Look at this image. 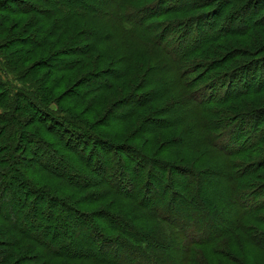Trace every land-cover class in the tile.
<instances>
[{"label":"rangeland","instance_id":"obj_1","mask_svg":"<svg viewBox=\"0 0 264 264\" xmlns=\"http://www.w3.org/2000/svg\"><path fill=\"white\" fill-rule=\"evenodd\" d=\"M26 1L42 4V0H0V9L3 10L2 8L5 7L8 10L9 7L12 11H21L22 6L24 9L26 7L18 3ZM118 1L122 2V0ZM118 1L84 0L83 5L79 3L80 0H52L50 5L46 4L48 7L46 9H49L50 13L54 6L70 7L75 14L81 15L80 19L84 23V31L65 42V45H69L66 52L72 53L62 59L65 61L82 59V66L57 91L58 95L62 94L71 89L69 87L71 84H75L70 95L77 96L75 93L80 91L78 97L84 96L78 105L77 99H70L65 104L61 102L64 111L62 114L69 113L72 121L74 118L79 119L75 122L82 127L60 121V125L64 126L61 131L56 125L55 128L54 124L50 126L46 122V127L52 130L51 134L47 133L45 136L59 146L58 154L62 155L60 157L53 151L45 149L46 147L40 144V140L31 142L24 138L16 145L17 138H12L9 150H14L15 153L12 156L8 154L5 160L0 159V171L5 166H12L27 174L29 185L21 186L24 189L32 187L33 190H37L36 201L45 195L52 200L50 206L55 199L64 202V205L70 203L80 206L84 211V223L79 222L72 215L71 224L67 222L69 218L67 215H63L59 222L48 220L44 217L49 215L47 211L42 217H37V213L43 211V208L35 204L25 215L10 212L9 210H17L21 206L20 203L11 204L14 193H17L15 196L18 197L23 195L16 192L19 183L12 184V179L7 183L10 191L13 190L10 197L5 201L0 198L2 216H7L8 213L11 217L7 220L0 215V229L8 230L5 232L4 240L16 238L13 242L16 244L13 246L14 248L21 246V249L15 255L19 259L22 258L23 264H49V262H52L51 264H115L101 258L107 255L100 253V247L103 243L111 244L113 248L118 247L119 251L114 250L113 255L109 256L113 257L118 253L114 257L123 258V255H128L120 245L122 241H126L125 239L143 245L146 252L142 255H155L160 260V264H264V202L261 203L264 201V191L251 183L246 188L247 194L244 197L246 204L241 202L244 206L241 212L238 204L236 206L231 202L233 194H224L220 189L207 185L204 178L214 170L224 172L228 168H236L239 172L242 170V173L246 170L254 171L250 167L251 162H258L257 159L264 156V144L260 148L256 144L254 153L250 150L251 140L260 138L264 133L261 129L260 133H256L259 136L253 134L254 123L264 122V0H202L201 3L204 5L197 7V12L203 14L205 19L220 17L224 21L221 22L222 26L226 24L230 31L236 33L230 34L231 36L224 38L223 41H215V38L207 35L201 44L184 58L201 50L203 51L198 58L203 59L212 58L215 52L226 54L224 66L215 67L218 75L229 68L224 75L229 76L227 72L235 69L237 72V74L234 72L235 75H241L242 79L246 77V82L243 83L241 79L237 84L239 87L232 89L231 93L234 97L227 92V85L224 87L220 81L213 82L209 77L201 76V71L196 75L182 77L183 83L188 88L181 82L177 60L175 58L176 62L173 61L172 53L175 52L177 56L176 53L186 51L193 44V33L199 25V20H185L186 23L183 24L179 18L182 15L178 12L182 7L187 10L191 5L190 1L186 3L180 0H124L125 6L121 7L126 12H133L130 9L144 3V6L154 7V10H158L163 16L151 18L150 13L138 11L127 14V17H119L117 20L114 11L118 15L120 7ZM191 2L197 5V0ZM218 11L223 12L218 15ZM53 16L51 14L50 18L48 16L47 18L50 20ZM125 19L134 20L136 25L131 27L128 23H123ZM72 23L73 21H65L63 24L65 27H71ZM150 23H153L154 29L146 30ZM206 33L208 34V31ZM202 34L204 35L205 32ZM211 34L213 35V32ZM186 41H189V44ZM50 42L49 47L36 51L38 54L36 58L47 55L52 50L54 39ZM222 53L221 56H216L217 59L224 57ZM13 67L14 65L10 63L5 67L0 65L1 81L7 86L12 80L18 88L22 85H30L34 78L42 76L47 69L42 68L32 80L25 76V78L17 77L16 83L11 73ZM79 86L82 87L78 88ZM186 89H189L188 92L192 96L189 98L190 101L186 97ZM67 97L70 98L69 95ZM48 98L53 99L51 95H48ZM50 107L56 109L54 103H51ZM183 111L189 115L187 120L177 125L170 123L182 117ZM249 111H252L251 116L246 114ZM33 115L35 114L30 111V117ZM17 116L23 120L26 113L18 112ZM55 117L61 119L62 116L55 115ZM206 120L213 124V129L220 131L223 142L227 143L228 147H233L230 153L234 158L230 159L222 154L223 143H217L214 141L215 138L209 140L203 128ZM14 126L15 124L12 129ZM36 128L45 129L39 122L28 127L30 130ZM242 128L246 130L242 131ZM63 129L66 131L64 135L56 133L63 134ZM1 132L3 130H0ZM56 134L58 136H54ZM101 138L105 142L102 143ZM65 145L71 149H67ZM125 145L152 157V166L149 169L157 175L151 180L154 186H157L160 170L154 168L153 164L158 162H168L173 168L184 166L187 169L186 166H196L198 170L200 169L199 178L204 179L205 183L202 182L199 192L193 191L196 194L195 199L200 202L199 208L193 207V210L188 209L183 211L184 215H180L179 212L182 211L180 209L190 203H183L174 210L170 208V211H167L166 207L164 211L167 220L160 221L153 210L150 211L134 199L136 192L112 193V186L119 181L117 176L124 171L131 177L132 184L134 183V173L128 170L130 165H133L132 156L128 152L127 154L121 152ZM18 146L20 147L17 148ZM75 151L81 153L83 159ZM4 153L0 152V157ZM118 156L120 159L117 158ZM230 161H233L232 164ZM68 165L75 166L78 171L68 169ZM250 178H246L244 182H251ZM182 179L175 177V182L170 186L174 193H177L176 200L180 195L177 186ZM4 180L6 182L8 176L0 177V181ZM142 180L145 184V175L136 174V183L140 184ZM210 182L215 185L214 180ZM252 182H264V170L260 174L257 173ZM255 190L257 192H254ZM140 191L142 192V189ZM162 193V189H159L151 202L155 203ZM82 194H84V206L78 204ZM139 197L141 198V194ZM21 198L23 201V197ZM152 203L149 202L150 205ZM110 211L127 218V222L132 223L138 230L139 237H120L114 230L116 228L114 223L121 221L107 220ZM238 212L241 215L248 214L242 228L233 234L218 237L214 242L210 241L213 232L226 227L228 221ZM177 219L180 222L185 219V223L183 222L185 230L195 237H186V234L179 229L180 222ZM40 220L57 225L60 229V237L56 238L64 243V246H61L63 249L60 250H71L80 254L79 257L66 260L63 259L64 257L59 258L62 256L61 253L56 256L51 252L53 251L51 248L56 250L60 246L56 243L58 239L56 242L52 239L54 226H48L50 230L47 240L35 237L37 228L35 230L34 223ZM62 221H66V224L60 228L59 223ZM77 227L84 228L83 237L71 235L77 232ZM95 227L108 231L109 237H94ZM41 228L42 224L38 229ZM62 230L66 231L67 236H61ZM53 244L57 248H54ZM162 246L164 249H161ZM7 247L10 246L0 242V257L3 256L1 253L3 250L7 251ZM183 256L185 259L189 257L191 262L186 263L184 259L181 263ZM137 260L138 264H145L144 262L159 264L153 260L143 261L140 256L134 259L135 262Z\"/></svg>","mask_w":264,"mask_h":264},{"label":"trees","instance_id":"obj_2","mask_svg":"<svg viewBox=\"0 0 264 264\" xmlns=\"http://www.w3.org/2000/svg\"><path fill=\"white\" fill-rule=\"evenodd\" d=\"M180 1H185L186 3L190 1L189 4H191L187 10L182 7L180 11H178L179 14L182 15V17H179L181 19V22L185 24L186 23L185 20H192V19L199 20V25L196 28L195 33H193L194 34L193 44L190 45L186 51H182L178 54L176 53L178 57L175 56V52L172 53L173 61L176 62L174 60L175 58L177 60L176 64L178 66V72L181 75L182 84L188 88V86L183 83L182 77L185 78L189 75H196L197 72L201 71L200 73L201 76L209 77L213 82L220 81V84L224 87L227 85V92L230 95H232V97H234L233 94L231 93L232 89L239 87V85L237 84L241 82L242 76L235 75V73L237 74L235 69H230L227 72L229 76L224 75L229 68L223 71L224 72L223 74L218 75V71L215 68L216 66L220 68L224 66L223 61L225 58H227L226 54L224 55L222 52H218V53L215 52L212 58L203 59L201 57L198 58V56H200V53L203 51L201 50V51H197L195 54L189 56L186 59L184 57L190 52H192L193 49L197 48L198 45L201 44L202 40H204L207 35H211L213 38H215V41L216 40L223 41L224 38L231 36L230 34L234 35L236 32L230 31L231 29L226 24L222 26L221 22L222 23L224 22L222 21V18L219 17L217 19L216 17H211L209 19H205L203 14L198 13L197 7L199 5L200 6L204 5L203 3H201L202 0H197V5H193L191 0H180ZM208 1H216V0H208ZM51 2L52 0H42L41 2L42 4L39 3L34 4L31 1L19 2L18 4L24 5L26 9H24L22 6L20 8L21 11H17V12L15 10L12 11V9H10L9 7L8 10H6L5 7L2 8L3 10L0 9V12H3L0 13V54H1L0 65H2L3 67L7 66V64L9 63L14 65V67L11 70V73L12 76H14V80L16 81V83L18 82L17 77L19 78L26 77L32 80V78L36 76L42 68L43 69L47 68L42 76H38L34 78L33 82H31L30 85L27 86L22 85L21 88H18L17 84H14L12 80H10V83L7 86L3 85L1 81L2 76L0 74V108H2V111H0V130H3V132L0 133V152L7 153V154L4 153L3 156L0 157V159L2 160H5V157L8 154L12 156V154L15 153L14 150L13 151L9 150L11 146L12 138L14 139L17 138L16 145H18L20 141H23L24 138L31 142L40 140V144L43 147H46L45 149L53 151L58 157H60L62 155L58 154L59 146H57L55 142L53 143L48 136H45L47 133L51 134V130H52L46 127V122H48L50 126H52L51 124H54V127L56 125V127H58L61 131L62 128H64V126L63 124L62 126L60 125L61 124L60 121H65L72 126H76V127L80 126L75 122L78 121L79 119L74 118V120L72 121L70 119L71 115L69 113L65 115L62 114L64 113V111L61 102L65 104L66 101H70V99H77V105H78V103H80V101L84 99V96L78 97V95L81 93L80 91L75 93L77 96L70 95L73 90V86L75 84L74 85L71 84L72 86L71 85L69 86L71 87V89L64 91V93L62 94L58 95L57 91L61 86H64V82L70 80L72 75H74L75 72H78L79 71L78 69L82 66L81 65L82 59L78 60L74 58L73 61H65L62 59L65 55H70L71 52V51L69 53L66 52V49L69 45H65V42L67 40L72 39L75 35L81 34L84 31V23L80 19L81 15L75 14L74 10L70 7L57 8L54 6L52 13H50L49 9H46L48 8L46 4L50 5ZM79 3L84 5V0H80ZM119 5L120 7H119L118 15L114 11V17L117 20H119V17L121 18L127 17V14H132L138 11L150 13L151 18L156 16H163V14H161L158 10H154V7L147 8L146 6H144V3L142 5H136L134 9L129 8L130 10H133V12L124 11V8H122L125 6L124 0H122L121 3L119 2ZM78 7H82V6H78ZM177 7L179 8V6ZM38 12L40 14H38ZM222 12L223 11H218V15L219 13ZM51 14L54 16L49 20L50 18L49 16ZM47 16L49 18H47ZM62 19L63 21H61ZM224 20H226V18ZM65 21H73L71 27L68 26L65 27L63 24ZM80 22H82L81 25H79ZM215 22L217 24H214ZM123 23H128L131 27H134L136 25L134 20L131 19H125ZM150 29H154L153 23L148 24V26L146 27V30H150ZM192 31H194V29H192ZM206 31H208V34L206 33ZM204 32L205 34L203 35L202 33ZM212 32L213 35L211 34ZM53 39H54V43H53L54 45L52 46V50L49 51L47 55H42L36 58V56L38 55L36 51L49 47V44L51 43L50 40ZM186 42L187 44H189V41ZM73 44L76 43L73 42ZM220 53H222L224 57L217 59L216 56H221ZM6 71L9 72L8 70ZM81 72H79V74ZM245 78L246 77L244 76L242 79L243 83L246 82ZM214 84L218 85L217 83ZM81 87L82 86H79L78 88ZM186 90H187L186 97H188L189 100V98H191L192 96L188 92L189 89ZM48 95H51L53 99L50 100L48 98ZM68 95L70 96V98L67 97ZM51 103H54L56 105L55 107L56 109L50 107ZM33 109H35V111ZM30 111H32L35 115L30 117ZM18 112L26 113V116L23 118V120L19 116H17ZM182 113H183L181 114L182 117H178L177 118L178 120H173L170 123L177 125L189 118V115L185 114L184 111ZM246 114H249V116H251L252 111H249V113ZM15 115L16 118H14ZM55 115H59V116L61 115L62 120L58 117H55ZM36 122H39L40 126L42 128L44 127L45 129L41 130L39 129L40 127L36 128L35 130L32 129L33 131L28 129L29 125L34 124ZM14 124H15L14 129H12ZM205 125L203 124V128L204 131L207 132L209 136V140L211 141L212 138H215L214 141H216L217 143H223L224 151L222 152V154L230 159L234 158V155L230 153V150L233 147L232 146L228 147L226 145L227 143L223 142L220 136V131H216L215 129H213V124L209 120H206ZM261 129L264 130V122L259 121L254 123L253 134L257 136L258 134L256 133L258 132L260 133ZM243 130L245 131L246 129L242 128V131ZM65 132H66L65 129H63V134H61L60 132H56V133L62 136L64 135ZM54 136H58V135L56 134ZM101 140L103 143L104 139L101 138ZM5 144H7V147H5ZM256 144H258V148H260L262 144H264V133L261 135L260 138H254L251 140V146H250L251 153H254V151L256 150L254 149ZM19 147L20 146H18L17 148ZM4 148L5 150H3ZM66 148L69 150L71 149L67 146ZM24 149L26 150L27 148L24 146ZM121 152L124 154H127L128 152L132 156L131 162H133V165L131 166L129 163L130 168L128 170L134 173V183L132 184L131 177H129L128 173L124 171V173H122L120 176L116 175L117 177H119V181L115 186H112L111 188L112 193L116 194L117 192H121L122 194H132L133 192H136L134 194V199L137 200L140 205L146 207L150 211L153 210L156 216L158 217V219H160V221L167 220V215L165 214L164 211L166 207L168 208L167 211H170V208L174 210L176 209L177 206L179 207L183 203H190L188 206H184L180 209L182 210L181 212H179L180 215H184L183 211H188V209L193 210V207L196 209L199 208L200 202H198L197 199H195L196 194H194L193 191H197V190L198 192L200 191L204 179L199 178L200 169L198 170L196 166H190V167L186 166L187 169H185L184 166L173 168L171 164L165 161L158 162L157 164H153L154 168H158L160 170L158 174L159 177H157L158 180L157 186H154L151 180L154 178V176L157 175L153 173L152 169L151 170L149 169L150 166H152V157L144 153H141V151H138V149H133L132 147L129 148L128 146L126 147V145L123 147ZM75 153L80 155L83 159L81 153H78L76 151ZM155 154L156 153H154L153 156H155ZM117 158L120 159V156H118ZM257 160L258 162H251L252 165L250 167L254 171L246 170L242 173V170L241 172H239L238 169L236 168L233 169L228 168L224 172H216V170H214L213 173H211L207 177L204 176V178H206L205 181H207V185H211L212 187L220 189L221 192L224 194L227 193L233 194V199L231 200V202H233L236 206L238 204V207L240 209L239 211H241V208L244 207L241 204V202H244L246 204L244 200V197L247 194L246 188L251 183L252 185L257 186L258 188L264 191V182H252L253 179L255 178V175L257 173L260 174V172L264 170V156ZM232 162L233 161H230V164H232ZM235 164L238 167V163L236 162ZM68 169L72 171H78L77 168L73 165H68ZM212 169H216V168H212ZM0 172H1L0 177L6 178L8 176V180L6 182L5 180L0 181V198H3V200L5 201L7 198L10 197L13 190L12 192L10 191V189L7 186V183L12 179H13L12 184L16 182L19 183V187L15 189L17 190L16 192H18L19 194H23L21 196L23 197V201H22L21 200L22 198L15 196L17 193H14L13 201L11 202V204L17 205L20 203L21 206L17 210H9L10 212H13L14 214L16 212H19L20 215H25L26 212L35 204L43 208V211L37 213V217H42L47 211L49 215H44V217L48 220H52V221L57 220L59 222L62 220L63 215H67L69 216V218H67L68 219L67 222L71 224L70 216L72 215L74 218L76 217L79 222L84 223V211L80 208V206L72 205L64 199L63 200L67 202L68 205H64V202L55 199V202H53L50 206V201L52 200H49L45 195H43V198H41L39 201L38 200L36 201L37 190H33L32 187L30 188L27 187L29 188V190H25L27 188L25 189L22 188L23 186L21 185L24 186L29 185V182L27 181L29 177L25 172H22L19 168H14L12 166L9 167L5 166L4 168H2V171ZM135 172L136 174L140 173L142 175H145V179H146L145 184L143 183L144 180H142L140 184L136 183ZM167 173L168 175H166ZM174 176L176 178L179 177V179L181 177L183 178L177 186L178 190L180 191V195H178L177 200L175 199L177 193H174V190L170 187L173 184V182H175ZM248 177L249 178L251 177L250 178L251 182H244V180ZM212 180L215 181L214 182L215 185L210 182ZM152 186L155 187L156 190ZM131 189L132 191L130 192ZM141 189L142 192L140 191ZM159 189L160 190L162 189L163 193L158 196V200H155V203H152L151 201L154 197H156L155 195L157 192H159ZM254 192H257V190H255ZM140 194H141V198L139 197ZM149 202L152 203V205H150ZM263 202L264 201H261V203ZM78 204L79 205L82 204L84 206V194H82L79 197ZM57 205H59V207H57ZM36 208L34 210H36ZM0 215L2 216L1 208H0ZM6 215L7 216H2V217H4L7 220L8 219L10 220L11 219L10 215L8 213ZM246 215L248 216V214L241 215V213L238 212L233 219L228 221L229 224L226 227L224 228L221 227L218 231H214L213 235L210 236L209 240L214 242L217 240L218 237H225L229 234H233L234 232L242 228V225L244 224V220L247 217ZM107 218H108L107 220L113 222L117 220L121 221L114 223L116 227L114 228V230L118 232V235L120 237H132V238L139 237V234H137L138 230L134 228L132 223L127 222V218L123 217V215H119V214L117 215L116 213L110 211L107 215ZM177 221L180 222V220L178 219ZM183 222L185 223V219L179 223L180 224L179 229L186 234V237H195L190 235L189 231L185 230ZM121 223L123 224L120 225ZM35 224H37V226ZM40 224H42V228L38 229ZM65 224L66 221L60 222L59 223L60 228L63 227ZM49 225L54 226L55 228V232L52 239H54V241L56 242L58 239L56 237H60V232H59L60 229H58V226L52 225L50 223L42 222L41 220L34 223L35 230L37 228L36 234L34 236L40 237L43 240L44 238L46 239L48 237V232L50 230V228L48 227ZM77 228H78L77 232L75 231L71 235L75 237L78 236L83 237L82 235L84 234V228L83 227H77ZM79 228H81L80 231ZM95 229L96 232L95 234H93L94 237H109L108 231H104L101 228H96V227ZM1 231L4 233L3 234L0 233L1 234L0 242H4L5 246L9 245L10 247H7V251L3 250L1 252L3 256L0 257V264H5V262L6 264H23L21 261L22 258L19 259L18 256L15 255L16 253H19L21 249V246L16 248H14L13 246L14 244H16L13 243L14 240L16 241V238H10L5 241L3 237L6 235L5 232H8V230L0 229V232ZM122 232L124 234H121ZM61 233H62L61 236H67L66 231L62 230ZM125 240L126 241H122L120 245L121 248H123L124 250H126V252H128V255H123L122 253L123 258L114 257L115 255H118V253H116L114 254L113 257H111L109 255H113L114 250L119 251L120 248L118 247L113 248L111 244L103 243L102 246L100 247V251H101L100 253L101 254L102 252L106 253L107 256L101 258L111 261L115 264H138L139 261L137 260L135 262L134 259L137 256H140L143 261L153 260L156 263L160 264V260L157 259L158 257H156L155 255H149V256L144 254L142 255L143 252H146V248H144L143 245L141 246L140 243L134 244L132 240H128V239ZM56 243H58L60 246L57 248L53 244V247L57 249L54 250L53 248H51L53 250L51 252L54 253L56 256L57 254L58 255L62 254V256H59V258L64 257L63 259L71 260L73 258L77 259V257H79L80 254H77L76 252H73L71 250L68 251L65 249L60 250L63 249V247L61 248V246H64V243L62 244L59 241V239ZM161 249H164V247L162 246ZM182 258L183 259H181V263L184 261L185 257L183 256ZM190 260L191 259L187 257L185 259V262L190 263L191 262ZM51 263L52 262H49V264ZM144 263L147 264L146 262Z\"/></svg>","mask_w":264,"mask_h":264}]
</instances>
